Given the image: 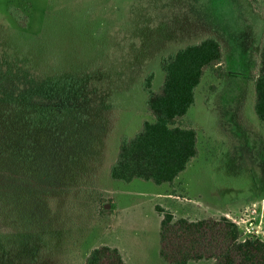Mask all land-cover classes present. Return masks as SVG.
<instances>
[{
  "label": "rangeland",
  "instance_id": "374dc122",
  "mask_svg": "<svg viewBox=\"0 0 264 264\" xmlns=\"http://www.w3.org/2000/svg\"><path fill=\"white\" fill-rule=\"evenodd\" d=\"M207 38L225 77L206 73L188 113L198 157L173 185L113 180L122 139L151 119L145 78L159 90L163 57ZM263 41L264 0H0V240L16 235L29 264H85L104 245L125 264H167L157 206L190 220L248 211L264 229Z\"/></svg>",
  "mask_w": 264,
  "mask_h": 264
},
{
  "label": "trees",
  "instance_id": "16d2710c",
  "mask_svg": "<svg viewBox=\"0 0 264 264\" xmlns=\"http://www.w3.org/2000/svg\"><path fill=\"white\" fill-rule=\"evenodd\" d=\"M27 22V18L19 19L24 28ZM224 58L222 43L215 38L204 39L163 57L161 68L165 78L159 90H153V73L143 83L146 110L151 119L144 121L134 137L122 139L117 159L110 168L113 180L129 183L139 179L156 185H173L187 170L199 155L198 132L189 122L188 113L196 103L197 89L206 73L225 77L221 68ZM55 88L59 92L60 86ZM50 95V90L43 89L41 100H37L43 110H51L47 103ZM23 97L29 103L26 108L32 110L36 97L28 94ZM254 108L259 120L264 122V41L255 79ZM156 210L162 217L160 255L167 264L204 260L211 264H264V241L244 240L240 228L227 217L190 220L177 218L161 206ZM101 211L103 216L111 213L105 210V205ZM16 237L0 240V264H29V258L20 260ZM39 251L41 248L37 251L41 254ZM85 264H125V260L118 248L104 245L93 249Z\"/></svg>",
  "mask_w": 264,
  "mask_h": 264
},
{
  "label": "built area",
  "instance_id": "2783aa9c",
  "mask_svg": "<svg viewBox=\"0 0 264 264\" xmlns=\"http://www.w3.org/2000/svg\"><path fill=\"white\" fill-rule=\"evenodd\" d=\"M232 222L240 228L244 240H263L264 229L262 228V218L257 220L254 215L246 211L241 217L233 218Z\"/></svg>",
  "mask_w": 264,
  "mask_h": 264
},
{
  "label": "crops",
  "instance_id": "0c3cea01",
  "mask_svg": "<svg viewBox=\"0 0 264 264\" xmlns=\"http://www.w3.org/2000/svg\"><path fill=\"white\" fill-rule=\"evenodd\" d=\"M253 106H254V101H253Z\"/></svg>",
  "mask_w": 264,
  "mask_h": 264
},
{
  "label": "water",
  "instance_id": "95a60500",
  "mask_svg": "<svg viewBox=\"0 0 264 264\" xmlns=\"http://www.w3.org/2000/svg\"><path fill=\"white\" fill-rule=\"evenodd\" d=\"M105 208H107V207L105 206Z\"/></svg>",
  "mask_w": 264,
  "mask_h": 264
}]
</instances>
